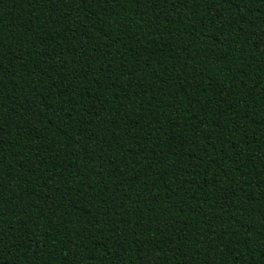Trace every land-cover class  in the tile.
<instances>
[{
  "label": "trees",
  "instance_id": "16d2710c",
  "mask_svg": "<svg viewBox=\"0 0 264 264\" xmlns=\"http://www.w3.org/2000/svg\"><path fill=\"white\" fill-rule=\"evenodd\" d=\"M0 264H264V0H0Z\"/></svg>",
  "mask_w": 264,
  "mask_h": 264
}]
</instances>
